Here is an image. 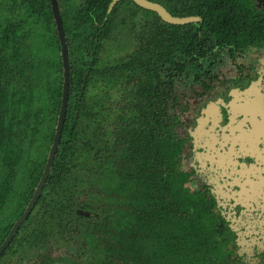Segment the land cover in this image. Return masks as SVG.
<instances>
[{"label": "trees", "instance_id": "1", "mask_svg": "<svg viewBox=\"0 0 264 264\" xmlns=\"http://www.w3.org/2000/svg\"><path fill=\"white\" fill-rule=\"evenodd\" d=\"M110 1L56 0L68 62L64 121L40 195L0 264H217L230 254L182 184L167 82L194 68L209 43H263L264 9L250 0H149L199 19L178 26L128 0L108 11ZM2 4L0 217L9 221L43 170L62 69L48 0ZM118 28L135 48L114 58L106 44ZM9 254L17 258L6 261Z\"/></svg>", "mask_w": 264, "mask_h": 264}, {"label": "flooded vegetation", "instance_id": "2", "mask_svg": "<svg viewBox=\"0 0 264 264\" xmlns=\"http://www.w3.org/2000/svg\"><path fill=\"white\" fill-rule=\"evenodd\" d=\"M250 1L257 12L264 9V0ZM2 8L0 14L6 11ZM209 46L211 52L205 49L192 58L194 68L172 73L167 82L170 132L180 150L178 171L186 176L183 186L196 194L227 238L230 254L218 263L264 264V42ZM30 197L9 221L0 217V244ZM15 258L9 254L5 260Z\"/></svg>", "mask_w": 264, "mask_h": 264}, {"label": "water", "instance_id": "3", "mask_svg": "<svg viewBox=\"0 0 264 264\" xmlns=\"http://www.w3.org/2000/svg\"><path fill=\"white\" fill-rule=\"evenodd\" d=\"M120 0H111L108 5V11L111 9V7L116 4ZM134 5H136L138 8L142 10H146L149 12L155 13L162 22L168 24V25H185L188 23L196 22L199 19L196 17H184V18H177L169 15L163 7L160 5L149 2L147 0H129ZM50 4V11L52 15V20L54 23V29L56 31V36L58 40L59 45V56H60V62H61V69H62V85H61V97H60V105L58 109V114L56 118V123L54 127V133L51 140V144L49 146L47 156L45 159V164L43 167V170L41 172V175L33 189L32 195L27 203V205L24 208V211L18 216V218L15 220L14 224L11 227V230L9 231L6 238L2 241L0 244V252L5 247L7 242L10 240L11 236L13 235L16 228L20 225V223L23 221V219L26 217L30 209L32 208L34 202L36 201L41 188L45 182V179L49 173V170L51 168L55 152L58 147L59 138L61 135L62 125L64 121L65 116V110H66V103H67V90H68V62H67V52H66V45L64 40V34L61 27V21L59 18L58 8L56 0H49Z\"/></svg>", "mask_w": 264, "mask_h": 264}, {"label": "rangeland", "instance_id": "4", "mask_svg": "<svg viewBox=\"0 0 264 264\" xmlns=\"http://www.w3.org/2000/svg\"><path fill=\"white\" fill-rule=\"evenodd\" d=\"M141 17L142 14L138 12L137 20ZM117 32L118 38L113 40V37H111V40L106 44V46L110 47L112 51H114V53L111 55V57L114 58L122 57L125 54L132 53L135 48V42L133 41L131 33H129L126 29L120 28H118ZM225 264H234V262L230 261Z\"/></svg>", "mask_w": 264, "mask_h": 264}]
</instances>
